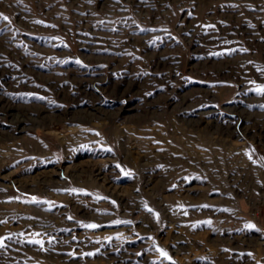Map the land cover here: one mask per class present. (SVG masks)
<instances>
[{
	"label": "rangeland",
	"instance_id": "1",
	"mask_svg": "<svg viewBox=\"0 0 264 264\" xmlns=\"http://www.w3.org/2000/svg\"><path fill=\"white\" fill-rule=\"evenodd\" d=\"M261 88L264 0H0V264H264Z\"/></svg>",
	"mask_w": 264,
	"mask_h": 264
},
{
	"label": "snow or ice",
	"instance_id": "2",
	"mask_svg": "<svg viewBox=\"0 0 264 264\" xmlns=\"http://www.w3.org/2000/svg\"><path fill=\"white\" fill-rule=\"evenodd\" d=\"M4 20H7L8 19V17H6V16H4V17H2ZM259 91H261V92H264V88H261V89H259ZM33 199H35V198H33ZM86 227H89V228H95V227H97V225H94V224H90V225H86ZM248 227H253L252 225H248ZM35 243H40V241H34ZM161 255H163V256H165L166 258H167V253H165V252H163L162 250H161ZM170 259V258H169Z\"/></svg>",
	"mask_w": 264,
	"mask_h": 264
}]
</instances>
